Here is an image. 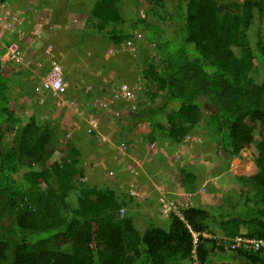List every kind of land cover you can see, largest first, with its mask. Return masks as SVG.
Instances as JSON below:
<instances>
[{
    "label": "trees",
    "instance_id": "obj_1",
    "mask_svg": "<svg viewBox=\"0 0 264 264\" xmlns=\"http://www.w3.org/2000/svg\"><path fill=\"white\" fill-rule=\"evenodd\" d=\"M147 1L143 15L136 8L133 16L128 0H96L89 12L98 30L113 24L104 32L112 44L140 31L138 49H151L138 75L144 86L139 110L118 121L120 131L145 122L152 140L180 142L206 108L212 112L206 128L223 160L255 148L258 171L236 176L243 185L238 196L219 191L210 208L188 204L179 208L182 218L170 214L168 228L149 220L139 230L121 213L122 195L105 182L82 180L78 139L63 142L52 122L15 114L13 79L0 68V264H185L193 262V249L198 264H264V246H230L236 237L264 241V0ZM11 126L17 130L6 147L3 135ZM57 151L61 164L48 165ZM195 180L183 169L177 176L184 190L194 189ZM190 230L198 234L196 245Z\"/></svg>",
    "mask_w": 264,
    "mask_h": 264
},
{
    "label": "rangeland",
    "instance_id": "obj_2",
    "mask_svg": "<svg viewBox=\"0 0 264 264\" xmlns=\"http://www.w3.org/2000/svg\"><path fill=\"white\" fill-rule=\"evenodd\" d=\"M14 1L0 0V5L5 10L15 12L12 10V5L13 7L15 5L13 3ZM55 1L57 4L64 5L66 8L68 1L69 6L75 7L76 11L72 18L69 19L70 24L68 26H61L60 33H58L52 43L49 42L51 37H46L45 41H40L39 36L43 31L42 23H36L31 31L27 33L18 24L19 29L17 31L15 30L11 33L2 32L0 34V67L10 73L13 79L12 83H10V105L15 114L23 120H26L27 116L36 115L42 121L47 120L48 122H52L53 126L51 125V128L54 127L60 133L58 139L67 142V140L73 139L75 134L82 135L83 130L82 132H77V130L73 129V118L75 114L73 115L71 113L67 102L63 101L64 104H59L58 100L60 98H56L52 91L45 85V77L48 74L52 61L59 62L67 87L79 98L86 99L91 96L90 90L94 91L101 83H104L105 86H114L118 82L120 84L122 82L140 84L138 80L139 71L145 64V61L148 62L151 49L146 44L140 48L141 50L136 49V55L139 52L144 57L142 60L136 56H131L127 52H113L111 40L104 33L106 30L112 28L113 24H108L105 28L98 30L96 28V19L89 17L90 9L96 0H73V2L70 0ZM137 3L139 6L134 5V0H128V8L132 10L131 13H133V16L137 15L136 8L138 14L143 15L144 7L151 6V3L147 0H137ZM156 9L159 19H164L162 9L159 6H156ZM17 17L21 23V16L17 14ZM69 20L64 21V23H67ZM11 45L15 46L9 51ZM77 88L82 90L81 92L86 91L84 95L80 94ZM108 88L111 89L110 87ZM95 112L93 110L92 113L88 112L87 115H83L84 121L85 118L92 121L91 116ZM211 116V110L200 108L198 110L197 123L190 127L186 136L180 142L171 141L169 138H162L161 142L157 144L155 142L157 140L151 139L150 127L144 122L139 128L136 127L137 124H134L128 131H121L123 134L122 140L120 137L117 138L118 142H114V146L118 145L117 147H119L123 145L125 151L130 154L128 151H131L130 149L140 144L138 142L140 138L144 144H147V149L150 151L159 147L157 150L162 148L165 152H174L172 155L175 153L178 154V156L174 155V160L176 161L179 158L183 165H174L172 169V176H174L172 186H177V189L180 191L184 189V184L177 181L178 175L175 173L176 169L178 171L183 169L194 174L196 177L194 184L196 186L197 183L199 184V191L197 192L195 188L186 189L181 195L185 196L188 202H191L194 197L192 194H197L196 196L203 201V207L210 208L216 201V197L219 196L217 194L219 191H227L230 195L238 196L239 188L242 189L243 185L236 179V176H249L258 171V167L253 158L255 148L240 150L237 154L223 160L222 151H220L219 146L210 137L206 128L205 122ZM95 120L97 121V119ZM16 130V126H11L5 131L3 144L6 147L10 145L9 141L15 136ZM126 133H132L128 139L124 137ZM62 155L63 152L61 154H52L48 165L56 161L60 162ZM131 157L134 158L133 155ZM109 159L110 157L107 161ZM110 164L108 165V170L111 167L117 168L116 165ZM246 164H251L252 168L241 172L240 167H244ZM98 174L104 175V172ZM112 177L113 175L106 177V182L113 183ZM90 178V176L87 179L84 177V180L88 182L87 180H90ZM119 193V196L122 195L126 199L127 209H137L134 208V200H129L126 196L128 193H125L126 195L121 191ZM174 200L180 207L187 205L181 200ZM66 202L68 209L74 208L76 203L74 197L71 196L66 198ZM156 207L161 211L160 206L156 205ZM142 210L144 211V209ZM125 212L128 213L126 209L123 214ZM152 214L155 217L154 220L156 219L154 222L156 226L168 228L170 222L168 217H164L162 213L161 215L163 217H159L157 213L154 214V210ZM137 215V217L132 215V218L137 229L142 230L149 225V220H152V218H147V214L146 216L140 215L139 213ZM211 228L212 231H217L218 233L217 227L211 226ZM204 233L205 236H212L210 231H205ZM197 261L196 256V259L193 258V262L188 261L185 264H198ZM220 261L214 259L210 264H219Z\"/></svg>",
    "mask_w": 264,
    "mask_h": 264
},
{
    "label": "crops",
    "instance_id": "obj_3",
    "mask_svg": "<svg viewBox=\"0 0 264 264\" xmlns=\"http://www.w3.org/2000/svg\"><path fill=\"white\" fill-rule=\"evenodd\" d=\"M70 1L73 2V0ZM13 3L15 5L14 7L12 5V10L21 16L22 22L20 23L19 21V24L24 32H30L36 23H42L43 31L39 39L40 41H45L46 37H51L49 41L51 43L54 42L55 37L60 33L61 26H68L70 24L69 19L72 18L76 11L75 7L68 5V1L67 8L64 5L57 4L55 0H15ZM66 20L69 21L64 23ZM44 23L45 25L43 26ZM99 86L94 89V91L90 90L91 96L86 99L79 98L69 88L66 89V93L63 96L66 100L70 101V104L68 103L69 109L73 115L75 114L73 118V129L77 130V132H82L83 130L82 135L75 134L73 139H78L79 141L77 144L82 147V152L79 153V164L84 169V177L86 179L89 176L91 177L90 180H87L88 183L94 184L102 181L113 189L116 194L117 192L119 193V191L124 194L128 193V195H125L129 200H134V208H137L136 210L133 208L131 210L125 208L127 212L129 210L128 214L134 217H137L138 213L145 216L147 214V218H152V223L156 220H154L155 217H153L152 214L153 210L154 214L157 213L159 217H163L160 213V209L156 207L160 194L166 195L169 200H181L185 202V205L191 203L195 206H203V201L196 196L197 194H192L194 197L191 202H188L185 196L181 195L182 192L186 190L183 189L180 191L177 189V186H172V181L174 179V176H172V169L174 165H183L179 158L176 161L174 160V157L178 156V154L175 153L174 156L172 155L174 152H165L162 148L157 150L159 147L150 151L147 149V144H144L142 139L139 138L138 142L140 144L130 149L131 151H128L133 155L134 158H132L131 155L125 151L123 145L119 147H117L118 145L114 146V142H118L117 138L120 137L122 140L123 134L118 126V121L106 113L97 112L95 115H92V117L97 119L96 127L95 130L87 133L86 129L89 126L87 123L88 119L85 118L84 121L83 115H87L88 112L92 113L93 110L94 112L97 111L99 108L94 104L95 100L104 96L108 90L103 83L99 84ZM101 86L104 87L102 88ZM77 90L82 95L86 92H81L82 90H79V88H77ZM97 91L99 93H97ZM143 124L144 122L138 124L136 127L139 128ZM130 134L126 133L124 137L128 139ZM155 142L158 144L161 140ZM101 149L103 150L101 151ZM55 153L61 154V152L58 151ZM109 157L110 159L107 161ZM109 163L116 165L117 168L111 167L110 170H108ZM103 172L104 175L98 174ZM175 173L176 175L179 174L178 169H176ZM110 174L113 175V183L106 182V177L111 176ZM84 177L82 178L83 181H85ZM194 187L198 192L199 184L197 183V186L194 184ZM131 188H134L138 195H130L129 190ZM142 209H144V211Z\"/></svg>",
    "mask_w": 264,
    "mask_h": 264
},
{
    "label": "built area",
    "instance_id": "obj_4",
    "mask_svg": "<svg viewBox=\"0 0 264 264\" xmlns=\"http://www.w3.org/2000/svg\"><path fill=\"white\" fill-rule=\"evenodd\" d=\"M17 24H19L17 13L5 10L3 6L0 5V34H2V32L11 33L15 30L17 31ZM142 40H144L142 33L140 31H135L132 39L127 40L125 43H122L119 46H113V51L128 52L134 55L136 54V49L138 50V46L135 41ZM14 46L11 45L9 51H11ZM45 85L57 95H62L66 92V83L64 82L62 68L58 61H52L48 74L45 77ZM135 99L136 87H133L127 83H122L111 87L110 98L108 97L97 99L95 103L105 113H109L114 117H122L124 115V111L112 107L111 102L113 100L126 102L127 107H129V109L135 110ZM91 119L92 121H88V132H91L96 127V120L92 117ZM129 193L130 195H138L134 188H131ZM158 202L161 204V213L164 217L167 218L170 216V214L173 213L182 218L179 209L180 206L175 200H169L165 196H160L158 198ZM124 211L125 209H121V213H124ZM197 235V233L192 232L193 243L195 245L197 242ZM230 246L232 248L242 246L246 249L258 250L259 248H262L264 246V241L261 239H248L246 237H236ZM193 258L196 259L195 249H193Z\"/></svg>",
    "mask_w": 264,
    "mask_h": 264
},
{
    "label": "clouds",
    "instance_id": "obj_5",
    "mask_svg": "<svg viewBox=\"0 0 264 264\" xmlns=\"http://www.w3.org/2000/svg\"><path fill=\"white\" fill-rule=\"evenodd\" d=\"M18 25H20V24H18ZM18 29H19V27H17ZM113 46H115L114 44H112V47ZM139 50V49H138ZM114 52V51H113ZM122 52V51H121ZM128 53V52H127ZM128 54H130L131 56H135V54L133 55V54H131V53H128ZM0 66H1V64H0ZM1 68V67H0ZM63 72V71H62ZM63 79H64V82H65V78H64V76H63ZM138 80H139V77H138ZM66 83V82H65ZM123 83V82H122ZM125 83H127V84H129V85H131V86H133V87H136V99H135V103H136V109L135 110H131V109H129V107H127V104H126V102H122V101H117V100H113L112 102H111V106L112 107H114V108H118V109H120V110H122V111H124V115L122 116V117H114L113 115H111V114H109V113H106V114H108V115H110L112 118H114L115 120H117V121H121V122H126L127 121V119L133 114V113H135L137 110H139V107H140V97H141V95H143V88H144V86L140 83V84H131V83H128V82H125ZM104 84V83H103ZM120 84V82H118L117 84H115V85H119ZM105 86V85H104ZM104 86H101L102 88L104 87ZM106 87V89H108L107 91H106V93H105V95L104 96H102V97H99V98H97V99H102V98H110V89L108 88V87H112L111 85H108V86H105ZM68 87H67V83H66V89H67ZM137 89H139V90H137ZM52 93H53V95L57 98V97H59L60 98V100H58V103L59 104H64L63 103V101H65V102H67V103H69L70 101L69 100H66L63 96L65 95V93L64 94H62V95H57V94H55L53 91H52ZM145 95V94H144ZM96 99V100H97ZM95 100V101H96ZM70 104V103H69ZM94 104L96 105V103L94 102ZM97 106V105H96ZM98 107V106H97ZM99 108V107H98ZM97 112H100V113H105L104 111H102L100 108L95 112V113H97ZM93 115H95V114H93ZM92 117V116H91ZM92 118H95V117H92ZM96 119V118H95ZM89 121V120H88ZM88 121H87V123H88ZM140 124V123H139ZM89 125V124H88ZM136 125V124H135ZM138 125V124H137ZM89 127V126H88ZM93 130H95V129H93ZM92 130V131H93ZM91 131V132H92ZM88 132V131H87ZM90 133V132H89ZM130 191V190H129ZM130 194V193H129ZM160 196H165L167 199H168V197L166 196V195H162V194H160L159 195V197ZM158 197V198H159ZM125 209V208H124Z\"/></svg>",
    "mask_w": 264,
    "mask_h": 264
}]
</instances>
